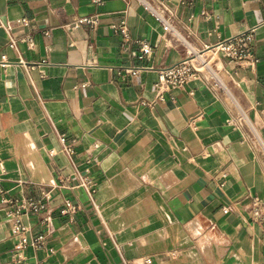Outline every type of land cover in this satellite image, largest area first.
Returning <instances> with one entry per match:
<instances>
[{
  "label": "crops",
  "instance_id": "1",
  "mask_svg": "<svg viewBox=\"0 0 264 264\" xmlns=\"http://www.w3.org/2000/svg\"><path fill=\"white\" fill-rule=\"evenodd\" d=\"M170 6L197 49L257 28V67L228 81L237 106L200 80L159 97L185 50L137 0H0V58L30 64L0 66V264H264V0ZM29 198L18 250L3 199Z\"/></svg>",
  "mask_w": 264,
  "mask_h": 264
},
{
  "label": "built area",
  "instance_id": "2",
  "mask_svg": "<svg viewBox=\"0 0 264 264\" xmlns=\"http://www.w3.org/2000/svg\"><path fill=\"white\" fill-rule=\"evenodd\" d=\"M104 1L93 0V3L96 6H101ZM137 1L161 24L164 34L170 36L173 41L185 50L183 60L173 66L160 70L159 80L156 83L159 97L163 99V93L182 90L191 82L200 80L207 83L217 97L228 100L233 106H237L235 97L228 86V81H233L241 69L254 70L257 67L259 59L256 56L254 45L257 28L250 29L237 36L220 40L212 45H204L203 48L197 49L192 44L190 34H183L176 27L177 13L170 6V0ZM23 22L26 23V20H23ZM98 25V15L79 17L71 23L74 29L83 26L94 28ZM112 29L115 33L123 36L126 44L131 43L129 29L125 22L112 25ZM46 35L48 36V33ZM24 41L30 49L33 48L34 40L31 36L26 37ZM136 44L139 49V60H144L151 55L153 49L147 40L137 41ZM9 47L11 49L17 47V40L12 36L9 40ZM15 65L25 68L30 66L24 60H20L18 63H11L5 55H2L0 58V66L4 68ZM140 71L141 69L139 68L127 69V72L132 75H137ZM244 120L245 116L242 114L235 121L240 122ZM60 142L63 145L65 153L69 155L73 153V143H70L66 136H61ZM0 192H2L1 187ZM3 202L10 207L8 218L14 222V235L21 237V242L17 245V249L22 250L27 244L26 239L23 237L22 213L30 210L38 212L42 206L38 201L31 198L22 201L3 199ZM67 207L68 211L73 209L71 203H68ZM250 207L253 221L264 224L263 202L259 198H251ZM36 245H40L39 240L36 242Z\"/></svg>",
  "mask_w": 264,
  "mask_h": 264
}]
</instances>
